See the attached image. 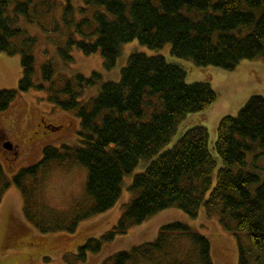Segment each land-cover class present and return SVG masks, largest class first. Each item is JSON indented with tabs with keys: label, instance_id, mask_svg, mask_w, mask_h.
I'll use <instances>...</instances> for the list:
<instances>
[{
	"label": "trees",
	"instance_id": "16d2710c",
	"mask_svg": "<svg viewBox=\"0 0 264 264\" xmlns=\"http://www.w3.org/2000/svg\"><path fill=\"white\" fill-rule=\"evenodd\" d=\"M0 0V52L20 54L21 78L16 90H0V112L7 110L18 93L31 89L47 92V100L80 120L75 146H47L41 159L21 169L2 190L11 186L29 200L27 180L50 170L53 164L78 163L87 169L85 190L92 204L68 228L102 214L117 203L125 177L134 174L118 222L98 239L78 248L76 259L96 253L106 242L124 235L163 210L177 207L190 218L201 209L231 232L238 245V264H264V97L251 96L235 116L223 117L210 143L203 126L183 132L165 149L186 115L202 113L216 92L208 82L187 84L183 65L162 55L132 53L118 81H101L98 72L76 74L55 85L54 63L45 62L41 81L35 82L36 42L23 25L51 17L61 6L62 20L72 29L65 45L57 46L59 59L73 61L69 50L86 56L100 54L104 69L112 70L122 45L138 41L150 50L170 45V54L198 67L214 66L232 71L242 60L264 57V0ZM20 39V43L13 40ZM48 83V84H47ZM96 93L85 99V90ZM57 86V87H56ZM252 155V161L247 157ZM1 174V172H0ZM35 223V222H34ZM41 232L61 231L60 226L36 222ZM246 239V240H245ZM208 240L180 222L162 226L156 238L114 254L102 264H213Z\"/></svg>",
	"mask_w": 264,
	"mask_h": 264
},
{
	"label": "rangeland",
	"instance_id": "374dc122",
	"mask_svg": "<svg viewBox=\"0 0 264 264\" xmlns=\"http://www.w3.org/2000/svg\"><path fill=\"white\" fill-rule=\"evenodd\" d=\"M74 19L77 21L81 6L74 1ZM54 21L45 17L41 26L23 25L25 35L34 37L36 42L30 50L34 57L33 80L41 81V68L45 62L54 63L55 74L52 82L62 86L64 79L76 74L89 77L92 72L101 75V81H118L120 71L132 53L162 55L171 63L183 65L186 69L187 84L208 82L216 92L215 102L202 113L189 114L177 124V132L165 147L170 148L180 135L194 126L207 129L210 143L215 140L218 123L225 116H235L245 102L254 95L264 97V57L242 60L234 70L228 71L214 66L198 67L190 61L180 60L170 54V45L158 50H150L138 41L121 46L116 66L107 71L100 54L86 56L74 48L69 50L73 61L63 63L56 53L57 46L65 45L66 37L72 33L62 20L61 6L55 12ZM20 39L13 43H20ZM20 54L9 55L0 52V90H16L21 78ZM95 88L85 90V99L96 93ZM48 84V83H47ZM56 86V87H57ZM47 92L31 89L20 92L9 108L0 112V264H102L118 252L129 251L134 246L153 241L159 229L169 223L180 222L190 226L203 235L210 244L213 264H238L239 251L237 241L231 232L226 231L216 217H208L201 209L196 218H190L177 207L156 213L143 223L133 226L124 235H118L104 243L96 253H87L85 260L77 261L78 248L89 239H98L115 226L130 198L128 187L134 174L141 172L149 161H143L133 174L123 180L122 193L108 211L78 222L76 230L68 233L73 219L92 204L85 186L87 169L78 163L69 165L53 164L50 170L38 175L35 181L27 180L30 190L28 211L25 206L29 200L14 186L2 190L6 182L24 168L37 163L47 146H75L78 143L80 120L74 111H64L47 100ZM55 128V130L52 129ZM4 145L3 142H7ZM13 146L12 149L9 147ZM264 160V158H261ZM252 161V155L247 162ZM264 166L263 161L257 162ZM254 171L264 179V169ZM35 222V223H34ZM36 222L46 226H60L61 231L41 232ZM246 240V239H245Z\"/></svg>",
	"mask_w": 264,
	"mask_h": 264
},
{
	"label": "flooded vegetation",
	"instance_id": "af4514ba",
	"mask_svg": "<svg viewBox=\"0 0 264 264\" xmlns=\"http://www.w3.org/2000/svg\"><path fill=\"white\" fill-rule=\"evenodd\" d=\"M11 147H13V146H11Z\"/></svg>",
	"mask_w": 264,
	"mask_h": 264
}]
</instances>
